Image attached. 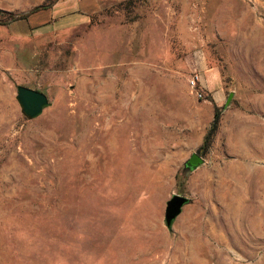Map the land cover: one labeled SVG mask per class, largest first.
Wrapping results in <instances>:
<instances>
[{
    "label": "rangeland",
    "instance_id": "obj_1",
    "mask_svg": "<svg viewBox=\"0 0 264 264\" xmlns=\"http://www.w3.org/2000/svg\"><path fill=\"white\" fill-rule=\"evenodd\" d=\"M53 1L0 0V264H264V0H87L60 31L9 17ZM18 84L47 94L39 115Z\"/></svg>",
    "mask_w": 264,
    "mask_h": 264
},
{
    "label": "water",
    "instance_id": "obj_2",
    "mask_svg": "<svg viewBox=\"0 0 264 264\" xmlns=\"http://www.w3.org/2000/svg\"><path fill=\"white\" fill-rule=\"evenodd\" d=\"M232 96L233 94L229 93L225 101V106L228 105ZM16 98L22 107L23 113L28 117L39 115L49 103L48 96L45 92L22 84L16 85ZM204 162V158L198 151H193L183 162L177 173L181 178L186 179L192 172L201 167ZM189 202L190 199L187 196L178 193L172 194L166 201L164 223L168 229H171L174 219Z\"/></svg>",
    "mask_w": 264,
    "mask_h": 264
},
{
    "label": "crops",
    "instance_id": "obj_3",
    "mask_svg": "<svg viewBox=\"0 0 264 264\" xmlns=\"http://www.w3.org/2000/svg\"><path fill=\"white\" fill-rule=\"evenodd\" d=\"M63 3H67L71 9L62 6V13H59L60 5ZM74 7L75 9L70 11ZM87 7V0H57L46 8L31 12L27 18L32 28L38 32L67 30L88 22L90 11ZM74 12H77L79 16L72 17Z\"/></svg>",
    "mask_w": 264,
    "mask_h": 264
},
{
    "label": "trees",
    "instance_id": "obj_4",
    "mask_svg": "<svg viewBox=\"0 0 264 264\" xmlns=\"http://www.w3.org/2000/svg\"><path fill=\"white\" fill-rule=\"evenodd\" d=\"M56 0H54L52 3H54ZM50 3V5L52 4ZM28 16V14L25 15H20V16H13L12 14H9V17L11 20H17V19H25ZM219 114L220 111L218 109H215L214 111V116H213V123H212V128L209 130V132L207 133L206 137H204V141L201 144L199 150L201 149H206L207 146H209V142H210V137L212 136V132L214 130V128L217 126V122H218V118H219ZM199 152V151H198ZM176 179L179 181H183L185 179L181 178L178 173L176 175Z\"/></svg>",
    "mask_w": 264,
    "mask_h": 264
},
{
    "label": "built area",
    "instance_id": "obj_5",
    "mask_svg": "<svg viewBox=\"0 0 264 264\" xmlns=\"http://www.w3.org/2000/svg\"><path fill=\"white\" fill-rule=\"evenodd\" d=\"M198 81H199V75L197 73H193L189 78V85L191 86V88H195ZM197 95L201 96V93L198 92Z\"/></svg>",
    "mask_w": 264,
    "mask_h": 264
}]
</instances>
